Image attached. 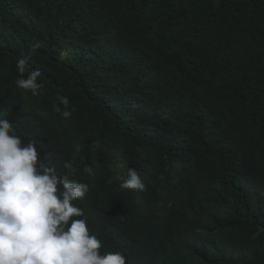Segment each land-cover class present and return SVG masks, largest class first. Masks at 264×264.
Segmentation results:
<instances>
[{"label": "trees", "instance_id": "16d2710c", "mask_svg": "<svg viewBox=\"0 0 264 264\" xmlns=\"http://www.w3.org/2000/svg\"><path fill=\"white\" fill-rule=\"evenodd\" d=\"M32 49L36 94L16 85ZM0 119L73 162L102 254L264 264V0H0Z\"/></svg>", "mask_w": 264, "mask_h": 264}, {"label": "clouds", "instance_id": "9594fccd", "mask_svg": "<svg viewBox=\"0 0 264 264\" xmlns=\"http://www.w3.org/2000/svg\"><path fill=\"white\" fill-rule=\"evenodd\" d=\"M34 50L17 59L21 78L16 85L36 94L43 87L38 83L40 70L34 68L23 78ZM58 99L54 110L69 118L68 97ZM15 133L12 123L0 119V264H126L121 251L101 253V240L74 203L85 197L89 185L68 178L75 173L73 162H64L67 172L59 175L40 158L36 140L24 143ZM85 171L92 173L90 167ZM117 179L121 189H145L135 168Z\"/></svg>", "mask_w": 264, "mask_h": 264}]
</instances>
